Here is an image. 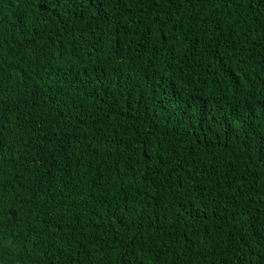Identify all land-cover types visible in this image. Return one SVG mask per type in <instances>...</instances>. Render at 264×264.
I'll return each mask as SVG.
<instances>
[{
  "label": "trees",
  "instance_id": "1",
  "mask_svg": "<svg viewBox=\"0 0 264 264\" xmlns=\"http://www.w3.org/2000/svg\"><path fill=\"white\" fill-rule=\"evenodd\" d=\"M0 264H264V0H0Z\"/></svg>",
  "mask_w": 264,
  "mask_h": 264
}]
</instances>
